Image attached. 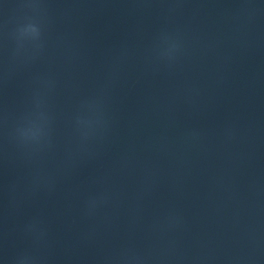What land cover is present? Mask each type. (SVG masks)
<instances>
[{"label": "water", "instance_id": "obj_1", "mask_svg": "<svg viewBox=\"0 0 264 264\" xmlns=\"http://www.w3.org/2000/svg\"><path fill=\"white\" fill-rule=\"evenodd\" d=\"M0 264H264V0H0Z\"/></svg>", "mask_w": 264, "mask_h": 264}]
</instances>
